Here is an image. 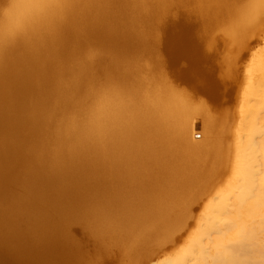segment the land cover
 <instances>
[{"label":"bare ground","instance_id":"1","mask_svg":"<svg viewBox=\"0 0 264 264\" xmlns=\"http://www.w3.org/2000/svg\"><path fill=\"white\" fill-rule=\"evenodd\" d=\"M263 24L264 0H0V264H91L73 224L144 263L202 198L156 264H264Z\"/></svg>","mask_w":264,"mask_h":264},{"label":"rangeland","instance_id":"2","mask_svg":"<svg viewBox=\"0 0 264 264\" xmlns=\"http://www.w3.org/2000/svg\"><path fill=\"white\" fill-rule=\"evenodd\" d=\"M189 21H195V15L193 13H191V15L184 16L179 9H173L171 14L162 20V23L169 26L173 23H185ZM177 29L178 28H176V30ZM157 35L159 36V40H166V35H164L162 30H158ZM211 37L213 38L214 43H222L225 41L228 42L221 29H214ZM246 40V43L254 45V49L252 52L255 53L263 50L264 24L258 32L249 35ZM224 111L225 110L221 112H215L214 115L221 114ZM204 199L205 198L199 199V201L195 202L192 205L190 216L186 219L184 225L174 233L173 241H169L168 243H166L163 248L160 249L161 251L156 250V252L159 251V253L152 257L150 260L144 263L141 261L139 264H156L166 258L178 254L182 250L185 240L188 239V237L196 230L195 221L202 214ZM71 231L74 234L73 236H75V238L80 241V244L82 246V253L86 256L87 259H90L91 264H132L124 257H121L118 251L114 248L110 249L107 252L106 256L98 254L93 240L88 235H86L85 232H83L81 226L73 224L71 227Z\"/></svg>","mask_w":264,"mask_h":264}]
</instances>
